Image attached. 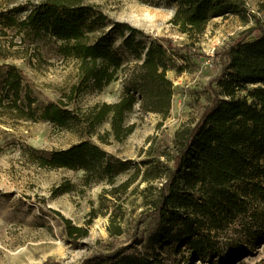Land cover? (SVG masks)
Segmentation results:
<instances>
[{"label": "trees", "instance_id": "16d2710c", "mask_svg": "<svg viewBox=\"0 0 264 264\" xmlns=\"http://www.w3.org/2000/svg\"><path fill=\"white\" fill-rule=\"evenodd\" d=\"M170 1L176 5L171 22L191 36L202 34L213 16H245L248 11L244 0ZM24 10L27 14L18 17ZM259 29L254 39L239 38L215 52L221 69L212 81L219 89L211 88L201 117L193 127L176 132L172 151L158 153L165 161H144L148 164L144 179L161 182L150 200L158 222L145 241L154 254L138 248L142 241L137 239L82 264H169L163 251H187L195 259H211L218 248V234L248 218H253L251 224L261 225L264 236L260 206L264 205V26ZM10 30L30 43L55 44L59 54L76 60L79 80L57 101L39 102L23 70L8 64L0 92V123L44 120L78 133L80 140L67 148H29L33 162L49 169H83L86 183H113L132 168L131 162L87 136L98 134V127L109 123L110 130L98 134L101 141L107 134L117 140L127 137L134 129L127 117L139 99L143 110L167 117L174 96V83L167 74L172 61L169 53L177 46L171 39L160 38L140 50L134 47V37L127 36V47L141 61L125 68L113 33L137 29L127 23L112 24L104 12L81 0H43L0 11V57L8 49L2 39ZM124 70L117 101L71 106L85 93L102 91ZM261 238H250L248 243ZM240 247L241 257L249 255L246 246ZM257 264H264V258Z\"/></svg>", "mask_w": 264, "mask_h": 264}, {"label": "rangeland", "instance_id": "374dc122", "mask_svg": "<svg viewBox=\"0 0 264 264\" xmlns=\"http://www.w3.org/2000/svg\"><path fill=\"white\" fill-rule=\"evenodd\" d=\"M40 1L0 0V11L30 7ZM81 1L104 12L112 24L127 23L137 29L113 33L125 68L141 61L127 47L125 37L132 35L134 47L140 50L160 38L173 41L177 48L169 53L172 61L167 72L174 83L172 107L163 117L143 110L139 99L127 117V123L134 125L127 137L117 140L107 134L101 141L98 134L110 130L109 123L99 126L98 134L87 136L131 162L132 168L119 174L113 183H86L83 169H49L33 162L29 148H67L80 140L78 133L44 120L7 119V123H0V264H82L95 255L132 245L137 239L142 241L138 248L153 255L154 250L145 241L158 222L150 200L161 182L144 179L148 166L144 161H165L158 153L172 151L176 132L193 127L201 117L211 88L219 89L212 81L221 69L215 52L239 38L254 39L264 26V0H244L248 10L245 16H213L202 34L192 36L171 22L176 5L170 0ZM26 14L24 10L18 17ZM3 38L8 49L0 57V92L8 64L23 70L39 102L57 101L78 82V63L59 54L55 44L30 43L14 30ZM124 74L125 70L121 71L119 79L102 91L81 95L71 106L87 108L97 102L117 101L122 95ZM151 151L155 154L150 155ZM251 222L253 218L238 220L220 232L211 259H195L187 251H163L164 260L169 264H213L212 259L215 264L260 263L264 236L261 225ZM118 230L121 234H115ZM260 237L258 242L248 243L250 238ZM239 246H246L249 255L241 257Z\"/></svg>", "mask_w": 264, "mask_h": 264}]
</instances>
